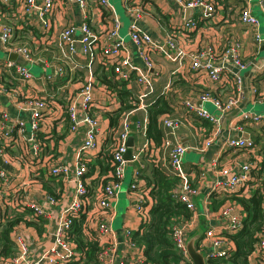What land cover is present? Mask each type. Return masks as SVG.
I'll return each mask as SVG.
<instances>
[{
    "label": "built area",
    "instance_id": "obj_1",
    "mask_svg": "<svg viewBox=\"0 0 264 264\" xmlns=\"http://www.w3.org/2000/svg\"><path fill=\"white\" fill-rule=\"evenodd\" d=\"M16 1H18L19 10L14 9L13 0H0V45L7 54L4 64L0 61V91L10 92V88H7L3 82L4 67L13 70L21 80H28L32 78V73L28 66L29 63L39 61L38 54L25 40L14 38L13 24L6 20L4 8L6 7L11 14L23 15V18L24 14L29 15V23L38 22L42 26L39 29L41 33L40 41L47 42L51 46H57V52L52 53L51 65L53 69L52 72L47 74L48 77L55 74L63 75L65 72L72 71L79 66L75 58L80 55L84 57L86 77L76 91L81 96L82 100L79 107L82 106L83 111L80 112L78 110V103L72 99L64 108L71 122L70 130L72 132L76 131L83 124L85 125V130L82 144L76 153L77 156L74 162L73 180H76L74 192L70 201L60 206L61 214L57 221L52 243L40 250L36 255H33L29 247L28 233L22 228L24 222L29 220L27 217L26 219L21 218L13 224L10 230L11 240L14 244L13 250L9 254H4L0 251V264H20L22 262L25 264H56L57 262L70 264V261L78 259L80 255L79 251H76L77 243L72 233V225L74 219L81 214L84 215L81 231L86 241H94L101 249H105L103 247L104 240L109 242L110 248L113 250L120 237H122L128 246L135 247V250L139 253V255H135L133 262L144 261L143 247L137 245L131 239V228L123 223L121 229L116 231L111 225L114 216L112 203L116 200L119 191H121L120 185L125 176L127 164L134 160L142 167L144 164L140 163L141 154L147 151L150 145L154 144L153 139L146 135V126L137 122L136 125L142 128L143 133L146 135V140L135 153L132 152L130 160L123 157V153L127 148L126 139L131 132L132 122L130 116L135 108H130L121 115L116 143L110 152V170H107L108 179L102 182L92 194H90L86 185L89 180L87 174L89 172L90 153L94 152L92 150L98 146L99 141V115H92L89 112L90 107L95 104L92 95L93 80L95 79L93 68L96 59L95 55L98 53L101 58L100 62L104 67L113 70L115 81H129L130 73L133 72L135 74V79L140 84L137 98L141 102L139 105L142 107L145 106L143 103L144 98L152 90V79L158 75V69L155 68L151 57L152 51L162 52L168 59L178 63L187 59L190 67L207 74L214 81H222L228 74H232L237 88L228 97H217L210 91L203 90L196 94L195 97L189 95L181 99V103L186 107L188 113L192 112L195 116L203 118L213 125L209 133L203 137L204 142L202 144L191 146L194 149L203 151L206 147L213 144L216 135L220 131V115L237 107L242 99L241 78L231 67L244 68L246 63L240 59L236 43L230 42L219 54H216L211 46L197 51L184 50L182 46L175 42L173 32L176 29L190 31L197 28L199 21H205L210 18L219 4L216 0H175L176 4L182 8L197 9L199 16L197 18L190 16L175 22L173 32H166L167 34L163 37V41H157L151 38L148 31L138 26V20L142 16L150 15L147 0H140V2L135 3H130L126 0L125 12L130 18L129 37L136 54L145 66V68H142L139 64L132 61V50L119 35L118 30L121 26V21L119 15L112 9L109 0H93L96 7L105 11V21L103 22L105 27L103 31H98L93 27L92 18L89 17L87 0ZM69 2L77 4L75 13L81 17L79 23L68 21L61 27H56L55 21L52 22L51 20L53 12L56 11L57 7L58 9L63 8H60L59 5L63 4L65 7ZM259 6L264 12V0H259ZM239 17L244 23L253 26L258 24L257 17L248 6L240 7ZM106 23H108V26H106ZM255 36L258 41L263 39L257 33ZM13 52L23 58L25 62L10 58L9 55ZM216 61H219V63L216 64ZM147 69H149V72ZM115 93L116 91L109 92L110 98L116 104H120ZM196 99L200 101L199 106L196 104ZM203 101H210L214 105L217 114L209 112L203 106ZM52 103L51 99L44 95L23 99L20 102L21 109L28 110L31 117L28 122L20 118L5 121L7 120V115L3 113L2 118H0V157L5 154L9 156L6 147L14 140L27 141L30 146L27 144L24 152H28L29 148H31L32 154L29 160H25L24 156L21 155L20 158L16 159L17 162L25 161L30 165L32 159L39 156V152L44 146L42 144L43 141L40 140L37 134L42 130V122L50 112ZM242 119L264 121V115L245 112L242 115ZM181 123H183V120L173 115L164 114V116L159 117L158 126L161 129V140L157 148L163 149L165 155L156 161L157 164H154L162 172L178 178L177 183L171 188V195L182 202L190 211L187 217L182 215L174 217V222L170 225L171 238L177 250L183 256L189 258L186 250V240L199 223L198 202L196 200V198H199L202 214L215 220V224H209L208 227L201 230L199 241L195 242V248L203 253L206 261L208 258L218 256L227 257L229 250L233 248V244H230L233 243L230 235L242 227V216L244 214L242 211L237 212L235 210L234 206L238 205L236 200L229 199L217 207H212L209 196L210 194L216 195L215 192H218L216 190L220 186L229 194L248 195L251 192V188H254L259 183L258 179H254L251 176V172L260 168L263 158L262 151L257 148L256 142L250 135L226 134L218 147L216 156L211 160V168L217 174L214 186L201 195L200 185L207 179L208 170L204 164L198 166L196 171H188L184 168L182 156L190 146L177 139V128ZM227 150L231 155L226 160L220 161V153ZM68 170L69 165L53 162L49 165L47 174L61 175L63 179L65 178L68 181ZM5 174L4 171H1L0 177ZM131 174L133 178L125 191L129 204L138 217L141 226L142 223H146L150 219L149 209L154 199L151 196L150 187H146L144 183L138 180L139 169L133 168ZM196 178H198V182L195 181ZM249 181H253V183ZM57 200L60 199L46 192L44 203L39 204L36 199L22 192L21 188H17L13 194H10L6 189L0 188V221L4 217V209L9 202L20 203L19 210L29 208L35 216L33 218L36 220V218L46 215L47 204L49 203L45 204V202H55ZM90 208L97 212L95 217H91ZM9 211L12 212L10 209ZM13 216L14 213L7 214V217L12 218ZM118 233L121 235L117 236ZM255 235L256 242L249 253L248 262L249 264H264V221L260 228L256 230ZM252 258L255 260L254 263ZM125 263L123 261L120 262V264ZM181 264H184V262Z\"/></svg>",
    "mask_w": 264,
    "mask_h": 264
},
{
    "label": "crops",
    "instance_id": "obj_2",
    "mask_svg": "<svg viewBox=\"0 0 264 264\" xmlns=\"http://www.w3.org/2000/svg\"><path fill=\"white\" fill-rule=\"evenodd\" d=\"M89 6V17H91V23L93 27L98 31L104 30V14L105 11L95 6L93 0H87ZM130 3L140 2V0H127ZM121 6L125 9L126 0H120ZM218 2V8L214 14L205 21H199L197 28L186 31L185 29H176L173 32L175 22L180 21L182 18L199 16L197 9H192L191 12H187V8H182L176 4L175 0H147V6L150 10V15H144L138 20V26L143 30L150 33L151 38L157 41H163V37L166 32H173L175 42L182 46L184 50H200L205 47L211 46L216 54L228 46L230 42L236 43L238 47V55L242 61L246 63L244 68H238L232 66V70L236 72L241 78V87L243 89V96L239 105L234 107L229 112H225L220 115V131L216 135L213 144L206 147L203 151L194 149L191 146H199L204 142L205 137L210 129L212 123L195 116L194 113H188L186 107L181 103V99L187 96H196L203 90H208L217 97H228L231 93L236 91L237 85L232 74H228L222 81H214L207 76V74L197 71L190 67L188 60H184L181 63L177 61H171L162 52H151V57L154 61L155 68L158 69V75L152 79V90L144 98V107L140 106L137 94L139 92L140 84L135 79V74L130 73V80L125 83V87L129 90V95L120 96L117 93V100L120 104H116L113 99L110 98L109 92L115 91L112 89V85L115 83L114 73H110L109 68L102 65L101 58L98 53L95 55V61L93 64L95 79L93 80L94 87L92 88V95L94 103L89 112L92 115H99V141L98 146L90 153L89 161V180L86 185L92 194L95 189L104 181L108 179L106 162L118 136L119 123L121 115L124 111H119L118 108L126 103L134 104L135 108L131 113V132L129 135L133 137L132 152H136L137 149L146 140V135L143 133L142 128L137 127V122L144 124L147 127L149 116L148 106L156 104L159 98L165 99L167 103V109L161 112L159 117L164 114L173 115L183 120V123L177 128V139L190 146L185 152L195 151L198 153V158L195 161H183L184 168L188 171H196L198 166L205 165L207 172V179H205L200 185L201 195L208 192L213 186L216 178V171L211 168V160L216 156L218 147L221 144L223 137L226 134L236 135H250L256 142V146L259 150L264 146V121L253 119H242V115L245 112L249 114L259 113L264 115V12L259 6V0H216ZM111 4V3H110ZM248 6L251 12L257 17L258 24L256 26L244 23L240 20V7ZM14 9L19 10L18 1L13 0ZM56 8L51 16L52 22L55 21L56 27H61L63 24L69 22L79 23L81 17L75 13L77 10V4L69 2L67 6L63 4ZM112 9L114 6L111 4ZM6 20L13 24L14 38L19 40H25L38 54L39 61L29 63V68L32 73V78L28 80H21L18 75L7 68H3V82L11 84L8 86L10 92L0 91V118L3 113L7 115V120L23 119L25 122L30 121L31 117L28 110L21 109L20 102L23 99L34 97L38 95H44L51 99L52 108L42 122L43 126L39 132V138L43 144V148L39 152V156L32 159L30 165L27 162H17L16 159L21 155L24 159L29 160L32 156L31 148L28 152L26 150L27 144H30L24 140H14L7 146L9 156L5 154L0 158V172L4 171L6 174L0 177V188L6 189L13 194L17 188H21L22 192L29 197L36 199L39 204H43L46 196V192L59 198L55 202H45L47 204L46 215L42 217L33 218V212H29L28 208L20 209V203L9 202L4 209V222L7 218V214L20 213L21 218L27 217L29 221L24 222L22 227L28 233V241L30 242V250L33 255H36L40 250L49 246L55 235L57 221L61 214L60 206L66 204L72 198L76 180L74 179V162L76 160L77 151L82 144L84 137L85 125H80L76 131L70 130V119L64 106L72 99L78 103V110L82 112L81 96L76 93L77 89L85 79L86 69L84 67L85 59L82 55L75 58L79 63L72 71L65 72L63 75H52L48 77L47 74L52 72V53L57 52V46L41 42L40 28L42 26L35 22L29 23V15L24 14H11L10 10L5 7ZM115 11V9H114ZM21 13L20 11H18ZM116 13V11H115ZM117 14V13H116ZM119 15V14H118ZM23 18V19H22ZM32 19V18H31ZM121 26L119 27V35L124 39L125 43L129 45L132 50V61L139 64L140 67L145 68L143 62L139 59L135 52V48L129 37V22L123 32L124 21L120 18ZM108 26V23H106ZM256 33L263 37L261 41L256 39ZM187 34V35H186ZM21 60L23 58L18 56ZM7 59L5 50L0 45V61L4 64ZM25 62V61H24ZM219 61H216L218 64ZM149 72V69H147ZM101 75H105L106 78H110L109 85L100 79ZM107 85V86H106ZM116 94V93H115ZM103 101V102H102ZM104 103V104H101ZM208 103V108L205 104ZM251 103L252 107L247 108ZM108 104V105H107ZM196 104L199 106L200 101L196 99ZM203 106L211 113L217 114L214 105L210 101H203ZM258 105V110H253V107ZM23 107V105H22ZM130 109V108H129ZM116 114V125L110 124V115ZM27 124V123H26ZM128 138V137H127ZM127 140V139H126ZM161 140V139H160ZM160 143V142H159ZM155 143L149 146V149L143 152L140 156V163L144 165L141 167L137 161L129 162L125 169V176L121 182L120 189L125 193L129 182L132 180V169L138 168L140 174L138 180L141 183L156 182V178L153 175L154 164L156 161L163 158L165 151L159 145ZM231 153L229 151H223L219 155V160H226ZM21 159H23L21 157ZM155 161V162H154ZM65 163L69 165L67 176L69 180L63 179L61 176L54 177L48 175L47 170L51 163ZM128 166H132L129 172L126 174ZM261 180V179H260ZM259 180V182H260ZM198 182V178L196 180ZM251 182V181H249ZM253 188H251L252 191ZM215 194H210L209 199L212 206V201L215 198L219 200L223 198V202L229 200L231 194L226 192L222 186L218 188ZM120 193V191H119ZM115 201H113V210L115 216V202L119 198V194ZM197 202L199 212V223L197 228L191 232L194 233L198 228L205 229L209 224H215V220L206 217L202 214L201 202L199 198ZM231 200V199H230ZM235 200V199H233ZM151 204V202H150ZM221 204V203H220ZM237 212L242 211L240 203L234 206ZM9 209L12 211L10 212ZM32 213V215H31ZM91 217H95L97 212L90 208ZM1 216V215H0ZM6 216V217H5ZM113 216V218H114ZM112 218V220H113ZM36 222V223H33ZM131 228V232L140 228V221L136 216L133 208L129 204L127 198V204L122 214L121 225ZM112 225V221H111ZM114 228V227H112ZM116 231L121 229L114 228ZM201 233V231H200ZM74 234V233H73ZM121 234H117L120 236ZM200 237V236H199ZM199 237L195 242L199 241ZM116 243L115 248H110L109 242L103 240V247L96 253L97 264H120V262H126L125 264H150V262L139 261L134 263L135 255H139L135 250V247L128 246L122 237ZM233 244V243H230ZM109 248V250H107ZM81 249L76 247V251L82 252ZM32 255V256H33ZM131 261V262H128ZM191 261V260H190ZM207 262V261H206ZM252 262L255 260L252 258ZM20 264H25L24 262ZM27 264V263H26ZM56 264H64L63 262H57ZM208 264V263H207ZM210 264V263H209ZM223 264H229L223 262Z\"/></svg>",
    "mask_w": 264,
    "mask_h": 264
},
{
    "label": "trees",
    "instance_id": "obj_3",
    "mask_svg": "<svg viewBox=\"0 0 264 264\" xmlns=\"http://www.w3.org/2000/svg\"><path fill=\"white\" fill-rule=\"evenodd\" d=\"M109 70L110 73H113L112 69ZM100 79L109 85L110 78L101 75ZM126 82L125 80H118L112 85V89L116 91V96L117 93L120 96L129 95V90L125 87ZM7 85L11 86V84ZM8 86L7 88H9ZM133 106L134 104L126 103L120 106L118 110H126ZM166 109L167 103L162 97L159 98L156 104L148 106L149 120L146 127V135L152 138L156 144H158L161 139V129L158 126L157 117ZM116 114L118 116V111H116L114 115H110L111 125H116L117 123L118 117ZM39 132L37 134L38 136ZM261 151L263 156L261 166L258 170H253L251 172V176H253L254 179H258V182L261 179L260 182L248 195L231 194L229 197L240 203L244 214L242 216V227L237 232L230 235L233 241V248L229 250L227 257L218 256L208 258L207 261L210 264H223V262H228L229 264H249L248 256L256 242L255 232L264 221V146L261 148ZM110 158L111 155L107 157L105 170H110ZM152 170L156 178L155 184L149 181V184L144 183L146 187H150V193L154 199L149 209L150 219L148 222L142 223L140 228L131 232V239L137 245L143 247L145 261L150 262V264H181L183 262L184 264H191L190 259L183 256L177 250L170 233V225L174 222L175 216L182 215L187 217L190 214L189 209L171 195V188L177 183L178 178L162 172L156 166H154ZM53 176L56 177V175ZM250 183H253V181ZM223 200V198L219 200L214 198L212 207H217ZM19 214L20 213H14L12 218H7L4 222H0V251L4 254H9L13 250L14 244L11 240L10 230L13 224L20 219L21 216ZM83 216L84 215L81 214L79 217L75 218L72 225V233H74L75 241L78 248L81 249L80 251L82 254L79 255L78 259L70 261V264H97L96 253L99 251L100 247L96 242L86 241L84 239L81 231Z\"/></svg>",
    "mask_w": 264,
    "mask_h": 264
},
{
    "label": "rangeland",
    "instance_id": "obj_4",
    "mask_svg": "<svg viewBox=\"0 0 264 264\" xmlns=\"http://www.w3.org/2000/svg\"><path fill=\"white\" fill-rule=\"evenodd\" d=\"M109 2L114 6V9L117 14H119L120 18L124 21V27L122 26L121 31L125 29V27L128 25V15L125 12V9L121 6L120 0H109ZM90 14V13H89ZM205 106L208 108V103L205 104ZM252 104L249 103L247 108H251ZM259 106L255 105L253 107V110H258ZM198 158V153L195 151H188L185 152L182 156L183 161H195ZM132 166H128L126 170V174L129 172ZM128 171V172H127ZM128 175V174H127ZM119 198L115 202V216L112 220V227L119 228L121 226L122 221V214L125 208V204H127V198L125 197V193L123 191H120ZM200 206V204L198 203Z\"/></svg>",
    "mask_w": 264,
    "mask_h": 264
},
{
    "label": "water",
    "instance_id": "obj_5",
    "mask_svg": "<svg viewBox=\"0 0 264 264\" xmlns=\"http://www.w3.org/2000/svg\"><path fill=\"white\" fill-rule=\"evenodd\" d=\"M186 11L191 12L192 8L187 7ZM9 57L19 61L21 60L15 52L10 53ZM126 144H127V148L123 153V157L127 160H130L132 158V145H133L132 135L128 136L126 140ZM200 231L201 229L198 228L194 233L190 234L186 240V250L191 260V264H207L203 253L195 248V241L200 236Z\"/></svg>",
    "mask_w": 264,
    "mask_h": 264
}]
</instances>
